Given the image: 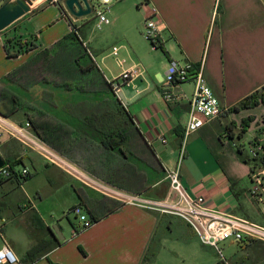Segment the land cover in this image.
Here are the masks:
<instances>
[{
  "label": "crops",
  "instance_id": "crops-1",
  "mask_svg": "<svg viewBox=\"0 0 264 264\" xmlns=\"http://www.w3.org/2000/svg\"><path fill=\"white\" fill-rule=\"evenodd\" d=\"M92 4L106 12L107 23H100L94 11L73 22L80 23L81 31L75 33L103 79L110 83L129 69H140V74L115 95L107 87L111 100L100 105L37 100L44 86L35 82L41 69L32 54L60 45L73 27L58 3L50 2L17 20L23 21L14 33L33 41L36 48L31 53H13L6 34L0 33V115L23 125L19 114L24 112L32 133L51 145L54 128L38 127L31 111H49V119L57 114L61 118L58 153L77 168L81 178H73L34 152L28 157L21 154L22 165L45 178L43 186L33 190L36 197L57 200L61 217L50 214L49 223L31 207L45 227L38 235L46 248L30 260L26 255L34 239L23 237V233H6L7 222L2 226L4 238L21 261L32 264H193L195 258L207 263L208 256L203 253L207 246L181 218L122 203L109 190L154 200L170 195L166 170L177 164L193 91L191 82L170 85L165 81L168 62L174 59L196 68L203 66L208 86L227 109L186 138L179 169L183 186L191 195L203 197L207 207L248 220H252L249 213L257 214L255 206L260 208L247 194L252 168L242 161L236 147L249 136L250 144L263 147L262 135L252 137L249 124L238 140L233 127H239L243 118L262 115L264 104L237 113L229 109L264 86V0H108L107 5L93 0ZM49 9L51 15L44 16ZM152 10L157 12L162 29L159 49H152L142 34L143 21ZM90 20L106 33V48L98 60L87 46L90 34L83 31ZM61 21L69 26L63 38L59 36ZM41 32L47 33L44 47L38 43ZM56 87L61 90V85ZM19 89L25 94L24 99L20 97L24 106L19 104ZM98 109L105 112L97 113ZM115 110L120 116H114ZM226 128L231 129L233 139ZM5 137L0 131V141ZM8 183H0V189ZM101 186L109 192L103 193ZM7 200L0 197L2 221L11 205ZM76 205L95 223L73 236L77 224L70 221L69 214ZM16 206L21 214L29 211H23L18 202ZM54 225L62 241L52 233ZM51 241L55 245L48 249Z\"/></svg>",
  "mask_w": 264,
  "mask_h": 264
},
{
  "label": "built area",
  "instance_id": "built-area-1",
  "mask_svg": "<svg viewBox=\"0 0 264 264\" xmlns=\"http://www.w3.org/2000/svg\"><path fill=\"white\" fill-rule=\"evenodd\" d=\"M100 4L107 5L108 0H99ZM94 13L100 23H107L105 11L94 7ZM157 12L152 13L143 21L142 34L144 39L150 44L152 49H159L163 45L161 37V24L156 19ZM140 74V69L134 67L123 72L120 77L112 82L114 93L124 85H129L132 79ZM165 81L172 84L191 82L193 91L189 101L188 119L184 128L183 142L179 150L177 164L166 170L165 178L168 181L170 195L165 200L146 199L138 195H128L119 191H111L113 196L122 203L139 206L144 209L170 214L181 218L200 243L204 246L215 249L221 258L222 252L218 248L219 244L225 241L243 243L247 241H258L264 243V225L251 220L235 216L207 207L203 197L193 196L183 186L180 179V163L185 155V140L192 133L198 131L205 123L212 119L219 118L227 109L223 108L208 86L204 74L203 66L196 68L191 63L180 64L174 59H170L165 72ZM172 100L171 96L166 97ZM31 125L27 121L23 125H15L8 118L0 115V131L7 136L17 140L24 149L39 155L46 163L65 171L73 178L81 180L77 168L68 163L61 154L49 147L46 143L32 133ZM165 142V140H162ZM248 154L251 158H258L264 154L260 144H253L249 148ZM33 175L32 169L21 166L20 170L9 168L4 165L0 168V180L15 181L17 184ZM251 186L247 191L249 197L254 200L260 210L264 212V166H256L250 173ZM19 182V183H18ZM89 184V183H88ZM101 191L107 193L108 189L101 186ZM78 224L73 228L72 235L76 236L80 232L88 229L94 224L82 210L81 206H74L71 211ZM4 222H0V264H28L21 261L11 250L2 232ZM225 264H229L223 259Z\"/></svg>",
  "mask_w": 264,
  "mask_h": 264
},
{
  "label": "rangeland",
  "instance_id": "rangeland-1",
  "mask_svg": "<svg viewBox=\"0 0 264 264\" xmlns=\"http://www.w3.org/2000/svg\"><path fill=\"white\" fill-rule=\"evenodd\" d=\"M7 1L8 0H0V6H2ZM29 1H31V5H34L35 8H33L31 12H29L30 14H28V16L32 15L37 10L49 4L50 2L58 3L66 18L71 21V24L73 26L71 30L78 34L80 33V23L75 22L74 24L73 22L78 18L68 13L64 5V0ZM51 13V9H49L46 14H44V16H50ZM64 20L66 21V19ZM22 21L23 20L16 21L8 28L0 32L2 34H6V39L9 42V45L13 46V53H19L18 51L21 50V54H23L24 51L29 48L30 44L32 45V47L34 46L33 41L23 40L21 37H18L17 34L14 33L16 28ZM89 23L90 24L83 31H87V33L90 34L91 40L87 42V46H89V48H91V50L93 51L95 58L94 60H98L100 57L99 54L106 48V33L105 30H101L102 27H96L94 20H90ZM68 30V22L61 21V28L59 29L60 38H63V36L68 33ZM46 35V32H41L38 40V43L41 47H44L48 43ZM29 53H31V51ZM32 59L36 64H38V66H40L38 69H41L39 70L40 77H38L35 82H41V84L44 86V88H42V90H39L38 94L36 95L37 100H42L50 103L69 101L82 103L96 102L99 105L111 100V96L109 94H106V89L108 87L107 82L103 79L102 74L93 62L88 48L82 45L77 36H75V38L72 37L64 40L60 45H57L53 48L32 54ZM110 60L111 58L108 59V61ZM58 85H61V90L59 91H57L58 88L56 87ZM23 94L24 91L22 92L19 89V104H21L22 106L25 105L23 100L25 98V94ZM261 94H264V89L260 91V95ZM20 97L23 99H20ZM32 112H34L35 114L34 119L36 120L37 118V122L38 124H40L38 127H41L42 129L43 127L54 128V138L52 137L53 141H51L52 146L48 143L46 144L56 152L61 153V118H57L58 115L56 114L52 119H49V111L46 110L38 111L34 109L33 111H31V113ZM104 112L105 110L103 109H98L97 111V113ZM19 116H21L19 118L20 122L24 124L26 119L24 112L19 114ZM114 116H120L118 114V111H114ZM247 118L251 119L250 124L253 131L252 137L255 134H261L262 143L264 145V113L262 115L257 114V116H248L241 119L239 121V127L234 124L233 129L235 134L239 135L241 133V121ZM48 124H50L51 126H49ZM11 139V137L7 136L5 137V139L0 141V152L3 156H5L4 150L7 149V146H10L12 148L14 147L11 143ZM250 141L251 136L243 139L241 146L238 145L239 147L244 146L243 148L245 157H249L248 150L250 147H252V143H249ZM28 153L32 152L30 150L21 148L20 155L25 154L26 157H28ZM20 155L15 159L16 161H19L21 159ZM256 161L260 162V159H256ZM256 161L255 165L258 164ZM22 164L24 163L22 162ZM15 169L20 170L21 165L16 166ZM44 181V176H37V174H33L32 178L28 181L22 182L21 184H17L15 181H9L11 183H8L5 188L0 189V197L3 196L4 198L8 199L7 201L9 203H11L10 209L5 212V216H3L5 218V220L3 221L4 225H6L7 222L6 233H23V237H27L31 240L36 239L37 241H43L41 234L39 236L38 233L44 232H37L34 229L35 224L33 223V219H31V207L35 210L37 209V211L39 210L43 218L49 223H51V220L48 217L50 214L61 217V204L57 200L47 201L44 197H42V200L40 201L33 191L35 188H41L44 184ZM17 202L18 205L21 206V209L23 211L24 209L29 211L25 212V214H21V210L19 211V208L16 206ZM22 205H24V207H22ZM255 209L257 214L249 213L250 218L252 219L251 221L264 225V212H262L256 206ZM69 218L73 224H78V221L73 214H69ZM64 220L66 221V218H64ZM1 221L2 220H0V222ZM67 228L71 229L70 226H67ZM6 237L9 239V236L7 234ZM218 248L222 252L223 258L220 257L215 249L211 247H205L203 253L204 256H208V261L207 263L204 261V264H225L223 259H225L229 264H264V243L258 241L253 242V240L240 244L234 243L232 241H225L220 243ZM193 264L201 263L197 258H195Z\"/></svg>",
  "mask_w": 264,
  "mask_h": 264
},
{
  "label": "trees",
  "instance_id": "trees-1",
  "mask_svg": "<svg viewBox=\"0 0 264 264\" xmlns=\"http://www.w3.org/2000/svg\"><path fill=\"white\" fill-rule=\"evenodd\" d=\"M75 36H77L76 33L73 30H71V33L67 37V39L72 38V37L75 38ZM67 39H65V40H67ZM35 48H36L35 45L32 47V45L30 44L29 48L27 50H25L24 53H29L30 51H33ZM18 52L19 53H17V54L22 53L21 50H19ZM107 84H108V87H110L111 90H113L112 82L107 83ZM262 89H264V86L260 90L253 92L252 94L248 95L247 97H245L244 99L239 101L237 104L232 106L229 109V111L237 113L241 110L255 108V107L259 106L260 104H264V94L260 95V91ZM113 93H114V91H113ZM114 95H115V93H114ZM250 122H251L250 118H247V119L241 121V124H240L241 133L237 136L238 140H240L242 138V135L247 131V129L249 128ZM226 133L229 135L230 139L234 138V136L231 134L230 128H226ZM11 143L13 144L14 147L12 148L10 146H7V149L4 150L5 165H7L10 169L14 168L16 166H19V165L22 166V159H20L19 161H16L15 159L19 157L20 152H21V148L24 149L23 146L17 140H15L13 138L11 139ZM262 148L264 150V145ZM236 150H237V154L239 155V157H241L242 161L245 162L246 164L251 165V168H252L251 172L253 171L254 167H256V166H264V154L258 158H251L250 156L249 157L244 156V148L237 146ZM256 159H260V162H257ZM255 161L258 163L257 165H255ZM32 176L33 175L29 176L28 178L24 179L23 181L24 182L28 181L29 179L32 178ZM6 181H9V179H6L4 181L0 180V183L6 182ZM32 219H33V223L35 224L34 227L36 229H38V230L40 229V231L43 229L45 230V227H44L40 217L37 215V213L34 212L32 214ZM93 222L95 223L94 220H93ZM34 241H35L34 246L27 252V255H26L28 260L36 257L41 251H43L46 248V245L43 241H37L36 239ZM54 245H55V243H53V241H51L49 243L50 247H48V249L52 248V246H54ZM28 264H32V263H28Z\"/></svg>",
  "mask_w": 264,
  "mask_h": 264
},
{
  "label": "water",
  "instance_id": "water-1",
  "mask_svg": "<svg viewBox=\"0 0 264 264\" xmlns=\"http://www.w3.org/2000/svg\"><path fill=\"white\" fill-rule=\"evenodd\" d=\"M93 0H64V5L68 13L74 17L80 18L89 16L94 11ZM31 1L29 0H8L0 6V32L8 28L11 24L31 12ZM5 165V160L0 155V168ZM52 233L60 241L63 236L57 225L51 229Z\"/></svg>",
  "mask_w": 264,
  "mask_h": 264
}]
</instances>
